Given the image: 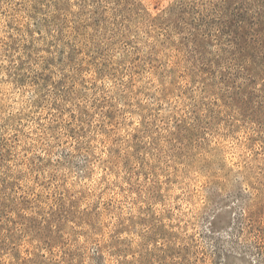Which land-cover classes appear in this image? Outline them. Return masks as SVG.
Returning <instances> with one entry per match:
<instances>
[{"label": "rangeland", "instance_id": "obj_1", "mask_svg": "<svg viewBox=\"0 0 264 264\" xmlns=\"http://www.w3.org/2000/svg\"><path fill=\"white\" fill-rule=\"evenodd\" d=\"M0 264H264V0H0Z\"/></svg>", "mask_w": 264, "mask_h": 264}]
</instances>
